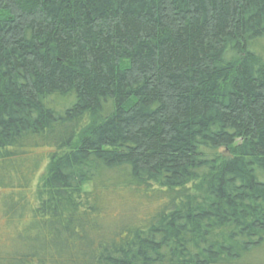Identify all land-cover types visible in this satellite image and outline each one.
<instances>
[{
  "label": "trees",
  "instance_id": "obj_1",
  "mask_svg": "<svg viewBox=\"0 0 264 264\" xmlns=\"http://www.w3.org/2000/svg\"><path fill=\"white\" fill-rule=\"evenodd\" d=\"M263 244L264 0H0V264Z\"/></svg>",
  "mask_w": 264,
  "mask_h": 264
},
{
  "label": "rangeland",
  "instance_id": "obj_2",
  "mask_svg": "<svg viewBox=\"0 0 264 264\" xmlns=\"http://www.w3.org/2000/svg\"><path fill=\"white\" fill-rule=\"evenodd\" d=\"M46 153L47 150L45 148L36 150L37 155H45ZM44 165L45 164L42 163V166ZM127 198L128 201H131L132 204L137 202V204L135 205L136 208L131 210L136 219L150 216L156 209H158L159 200L148 201L143 197L135 195H128ZM238 264H264V244L247 256L243 257Z\"/></svg>",
  "mask_w": 264,
  "mask_h": 264
}]
</instances>
